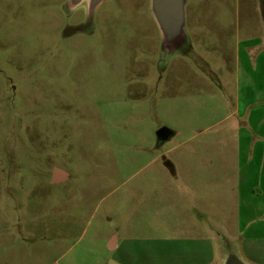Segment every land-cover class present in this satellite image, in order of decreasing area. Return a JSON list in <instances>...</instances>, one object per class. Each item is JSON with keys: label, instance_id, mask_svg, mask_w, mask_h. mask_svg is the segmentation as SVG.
<instances>
[{"label": "rangeland", "instance_id": "1", "mask_svg": "<svg viewBox=\"0 0 264 264\" xmlns=\"http://www.w3.org/2000/svg\"><path fill=\"white\" fill-rule=\"evenodd\" d=\"M67 1L0 0V264H210L214 236L264 264L227 117L243 0H186L169 54L150 0H107L89 26Z\"/></svg>", "mask_w": 264, "mask_h": 264}, {"label": "crops", "instance_id": "2", "mask_svg": "<svg viewBox=\"0 0 264 264\" xmlns=\"http://www.w3.org/2000/svg\"><path fill=\"white\" fill-rule=\"evenodd\" d=\"M239 9L234 32V109L227 117L241 121L235 125L237 147L245 153L241 159L246 177L239 190V232L245 240L256 241L264 240V0H243ZM217 229L226 231L216 225ZM216 237L210 264L218 260ZM108 247L116 250L118 241L110 240Z\"/></svg>", "mask_w": 264, "mask_h": 264}, {"label": "water", "instance_id": "3", "mask_svg": "<svg viewBox=\"0 0 264 264\" xmlns=\"http://www.w3.org/2000/svg\"><path fill=\"white\" fill-rule=\"evenodd\" d=\"M107 0H68L66 8L70 12L80 6L87 10V25L92 22L96 9ZM186 0H150L151 14L161 33V49L165 54L177 52L186 42L184 33ZM171 133L167 129L156 132L158 142L166 141ZM68 179L60 169H54L51 183L56 185ZM218 260L216 264H249L245 262L235 243L228 238L217 242Z\"/></svg>", "mask_w": 264, "mask_h": 264}]
</instances>
